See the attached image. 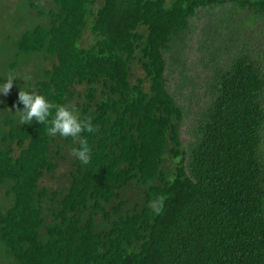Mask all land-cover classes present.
Returning a JSON list of instances; mask_svg holds the SVG:
<instances>
[{
	"label": "trees",
	"instance_id": "trees-1",
	"mask_svg": "<svg viewBox=\"0 0 264 264\" xmlns=\"http://www.w3.org/2000/svg\"><path fill=\"white\" fill-rule=\"evenodd\" d=\"M0 46V264H264V0H0Z\"/></svg>",
	"mask_w": 264,
	"mask_h": 264
},
{
	"label": "clouds",
	"instance_id": "clouds-1",
	"mask_svg": "<svg viewBox=\"0 0 264 264\" xmlns=\"http://www.w3.org/2000/svg\"><path fill=\"white\" fill-rule=\"evenodd\" d=\"M11 84L12 78H8L0 87V95L7 94ZM17 100L23 105L22 109L16 110L22 113V122H30L31 118H35L37 123L43 122L49 125L46 131L50 134L77 137L82 130H91V124L87 118L78 120L72 114V111L64 105L55 106L54 108L53 104L42 95L18 89ZM53 108L54 112H50V109ZM73 152L82 164L86 165L88 163L89 149L83 138L80 139V146L73 149Z\"/></svg>",
	"mask_w": 264,
	"mask_h": 264
},
{
	"label": "rangeland",
	"instance_id": "rangeland-1",
	"mask_svg": "<svg viewBox=\"0 0 264 264\" xmlns=\"http://www.w3.org/2000/svg\"><path fill=\"white\" fill-rule=\"evenodd\" d=\"M4 13H5V12H4ZM4 16H7V13H5ZM4 29H5V30L8 29V31L10 32L11 27L8 28V26H7V27H4V28L1 29V30L3 31ZM0 47H1V46H0ZM1 60L4 61V59L0 56V61H1ZM137 73H141V74H139V75H142V72H141V71H137Z\"/></svg>",
	"mask_w": 264,
	"mask_h": 264
}]
</instances>
